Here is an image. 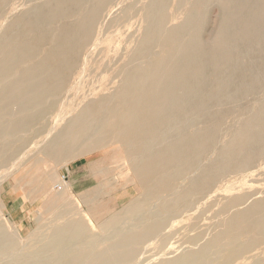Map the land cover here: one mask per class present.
I'll list each match as a JSON object with an SVG mask.
<instances>
[{
    "label": "bare ground",
    "instance_id": "obj_1",
    "mask_svg": "<svg viewBox=\"0 0 264 264\" xmlns=\"http://www.w3.org/2000/svg\"><path fill=\"white\" fill-rule=\"evenodd\" d=\"M240 1L0 0V187H37L51 213L40 241L0 216V264H264V100L240 113L214 107L264 8L202 38L210 4L232 13ZM132 17L126 56L95 59L111 47L102 37ZM92 66L111 75L87 81L83 97ZM252 85L243 79L238 92ZM114 147L91 172L124 167L138 196L105 219L110 183L76 197L60 171Z\"/></svg>",
    "mask_w": 264,
    "mask_h": 264
},
{
    "label": "rangeland",
    "instance_id": "obj_2",
    "mask_svg": "<svg viewBox=\"0 0 264 264\" xmlns=\"http://www.w3.org/2000/svg\"><path fill=\"white\" fill-rule=\"evenodd\" d=\"M240 2H241L239 3L240 7L239 6L236 7V10H234V12L232 10V13L230 11L223 12L220 5L217 3L210 4V7H208L207 14H206L207 16L206 25H205L204 30L202 31V38L205 39V41L207 40L210 41V37L212 38L214 37L215 33L217 32L216 29L219 28L224 18H228V17H231V15H236V14L240 15V13L245 14L248 11L249 12L252 11L253 8L255 10H261V9L263 10L264 8L263 7L264 0H242ZM169 4H172L171 1L169 2ZM258 7H262V8L259 9ZM263 19L260 18L261 20L260 26H259L260 29L256 28V29L250 30L249 33L245 35V37H243L242 39H240V41L236 43V50L234 52L235 54L234 57L236 56L235 57L236 60L234 59V62L236 63H232L231 70H229L228 73L226 72V75L223 76V80H227V79L230 80L229 87L226 89L224 88L216 89L217 87L214 84V88L216 90L220 92L222 91V94H224V98L225 96H230L231 100L228 101L227 99L222 98L218 106L217 105L214 106L215 108H220L222 110L227 109V110H231L233 113H237V112L240 113L242 112V109L253 107L261 99L264 100L263 99L264 97V20ZM242 22L243 21H239L237 26L242 27L243 25ZM138 25H140V23L137 22V18L132 17L124 25L113 28L112 30H110L109 33L107 32L102 37V42L103 41L104 42L101 43V45L105 47V45L111 43V47L109 48L110 53L108 54L109 51L107 52L104 51L103 54L96 55L95 57L97 58L95 59L104 60V58L106 57L105 60H108V59L116 60L117 58H120V60H122L123 57L126 56V53L124 52V50L134 46L133 43H134V40L136 39V34L135 36H132V35H134V33L138 30L139 28ZM129 29H132V30H129ZM117 30L120 31L119 32L120 35L117 32ZM114 32H116L115 35L112 34ZM128 33L130 34L127 35ZM106 35L109 37H107ZM103 47L99 45L97 49L100 51ZM113 47L116 48L115 51ZM113 51L116 53H114ZM105 54H108L107 56H111V57H107L105 56ZM121 56H122V59H121ZM114 57L115 59H113ZM116 67L117 66H114L112 68H116ZM89 69H91V70H88L90 73L87 74L88 73L87 71L86 73L87 75H85V78L87 76L86 81L85 79L84 81H81L82 86L83 84L86 83L85 84L86 86L84 85V88H83L85 91L84 93L83 91H81L83 94L79 93L78 95L79 97H81V94L84 97L87 92L88 94L86 95H89L90 94L89 91H91L90 89H93L96 85H97L96 87H98V85L100 86L102 84V81L100 80V78L104 77L105 74L107 73V71L97 69L96 67H93V66L90 67ZM95 69H97V71H94ZM93 73L95 74V76L92 75ZM109 74L111 75V71L107 73V76ZM256 77H257L256 81H258L257 83H255ZM91 79H93L94 81H92ZM95 79L97 81H95ZM243 79L244 81L250 82V83L253 81L255 85H252V87L258 86L257 91L255 93L253 92L254 94L252 93L251 95H249L248 93V96H247L241 91L238 92L237 87L239 86L240 82L243 81ZM87 81L91 82L94 87L92 86L93 87L92 88L90 86L91 84L90 83L89 84L90 89H89L87 87V83H88ZM256 84L258 85L256 86ZM75 97L77 98V94L75 95L71 93L70 100H77V99H73ZM117 150H118V147H114L110 150L96 153L86 158H81L75 162H72L68 169L62 168L60 171V175L63 176V178L64 177L66 178L65 181H68L71 184L73 194H76L75 195L76 197L86 195L88 192L95 190L96 188L101 186L102 183H110L111 190L109 194H107L104 198V201L106 203L108 202L107 204L109 208V212L103 215L105 219L107 217H110V214H114V213L117 214L121 212L124 206H126L131 200L135 198V195L136 197L138 196L135 183L130 180L131 174L124 167L122 171H120L119 169H117L116 165L108 162L106 166L114 170V172H112L108 177L95 176L91 172V167L93 164L99 161L105 160L107 155H108V160H110L112 157L111 155H113ZM27 169H30V167L27 166L26 168L24 167L21 168L20 170H18L17 172L13 174V178L18 180L23 175V173L25 174ZM120 172H122V178L120 177V174H121ZM2 174H3V171L0 172V176ZM118 177H120V179H118ZM4 183L5 184H3L0 187V199L3 204V210L1 211V214H0L1 222H4V219H7L11 223V225H13V227H16L20 231L21 233L20 235H22L21 237L24 240H26L29 236L32 235V237H30L31 239L30 241L32 240L40 241L42 237L37 238L36 232L41 224L45 225V224H48L49 222V220H44V221L42 220L43 221L42 222L40 221V218L41 216H46V217L51 216V213L50 214L45 213L46 212L45 210L47 208V201H48V199L46 198V195L39 193L40 191L38 190L37 187L26 186L25 184H22V183L13 184L11 180H7ZM31 190H33V192ZM107 191H109V189H107ZM82 209L86 210L88 209V207L83 205ZM93 222L97 226V223H98L97 220H94ZM133 222L137 223V221H133Z\"/></svg>",
    "mask_w": 264,
    "mask_h": 264
},
{
    "label": "built area",
    "instance_id": "obj_3",
    "mask_svg": "<svg viewBox=\"0 0 264 264\" xmlns=\"http://www.w3.org/2000/svg\"><path fill=\"white\" fill-rule=\"evenodd\" d=\"M66 178L64 177L63 180H65Z\"/></svg>",
    "mask_w": 264,
    "mask_h": 264
}]
</instances>
